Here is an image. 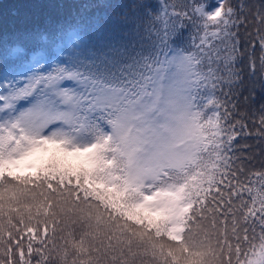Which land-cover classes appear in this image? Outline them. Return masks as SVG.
Instances as JSON below:
<instances>
[{"label": "snow or ice", "instance_id": "snow-or-ice-1", "mask_svg": "<svg viewBox=\"0 0 264 264\" xmlns=\"http://www.w3.org/2000/svg\"><path fill=\"white\" fill-rule=\"evenodd\" d=\"M125 7L0 43V264H264V0Z\"/></svg>", "mask_w": 264, "mask_h": 264}, {"label": "trees", "instance_id": "trees-1", "mask_svg": "<svg viewBox=\"0 0 264 264\" xmlns=\"http://www.w3.org/2000/svg\"><path fill=\"white\" fill-rule=\"evenodd\" d=\"M209 4H214L215 0H208ZM258 3L259 0H252ZM131 0H0V43L7 48L21 47L25 48L28 41V34L34 31L52 28L57 24L63 25L65 22L71 24L73 21H83L81 31L88 32L89 35L96 37L98 27H108V22L112 19H120L126 11V5ZM154 6L157 0H149ZM189 29L185 34L187 39ZM71 51L70 47L64 46V53L57 49L44 45L41 49L42 62L47 71L51 66H55L61 61L67 60V53ZM256 56L260 55L259 49L256 50ZM15 60V57H10ZM27 67L32 62L30 56L24 59ZM251 95L254 100L247 104L242 101V107L246 109L248 116L249 128H252L250 117L256 113L261 104H264V89L261 88L259 79L254 85H250ZM247 94V92H246ZM246 141L259 148L261 145L256 144L258 137H247ZM256 167L259 168V159L256 161Z\"/></svg>", "mask_w": 264, "mask_h": 264}]
</instances>
